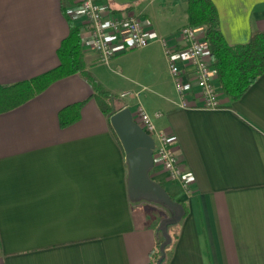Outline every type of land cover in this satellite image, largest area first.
Here are the masks:
<instances>
[{
	"label": "crops",
	"instance_id": "crops-1",
	"mask_svg": "<svg viewBox=\"0 0 264 264\" xmlns=\"http://www.w3.org/2000/svg\"><path fill=\"white\" fill-rule=\"evenodd\" d=\"M100 1L113 17L138 15L149 44L113 38L105 62L76 0H0V86L57 66L68 19L79 25L84 70L116 96L113 111L140 103L185 170L187 190L154 153L147 169L185 209L165 264H264V73L235 100L215 79L220 105L202 107L178 35L187 0ZM211 1L228 44L264 30V0ZM162 38L189 80L186 107ZM92 91L75 73L0 112V264H154L156 230L172 210L130 190L125 151ZM125 91L139 94L119 98ZM77 102L79 118L61 127L59 111Z\"/></svg>",
	"mask_w": 264,
	"mask_h": 264
},
{
	"label": "trees",
	"instance_id": "trees-1",
	"mask_svg": "<svg viewBox=\"0 0 264 264\" xmlns=\"http://www.w3.org/2000/svg\"><path fill=\"white\" fill-rule=\"evenodd\" d=\"M186 13L189 25L201 26L204 30L210 65L215 71L220 91L230 100L237 99L264 73V30L253 31L245 44L230 45L221 33L217 10L211 0H187ZM68 20L69 32L57 49V66L28 80L0 86V112L22 104L52 82L75 73L81 74L90 83L93 90L91 97L104 115L109 118L115 112L112 109L113 95L85 72L80 26ZM82 105L83 102H77L62 108L58 116L60 126L77 121ZM178 223L167 226L165 232L169 242L163 247L166 234L161 227H157L151 250L154 264H165L168 251L176 239L174 228Z\"/></svg>",
	"mask_w": 264,
	"mask_h": 264
},
{
	"label": "built area",
	"instance_id": "built-area-1",
	"mask_svg": "<svg viewBox=\"0 0 264 264\" xmlns=\"http://www.w3.org/2000/svg\"><path fill=\"white\" fill-rule=\"evenodd\" d=\"M76 3L90 29L88 42L103 61L107 62L114 53L113 38L128 42L132 49L142 48L149 44L150 40L138 15L129 13L121 18L113 17L109 14L108 6L100 0H76ZM203 33L204 30L201 26L194 25H185L178 30L189 65L192 68L194 84L198 88L197 99L202 107L216 108L220 105L214 83L216 75L210 65ZM160 41L167 57L181 106L186 107L189 105L185 97L190 91L189 80L185 78L183 70L177 65L173 50L163 38ZM138 94V91H125L119 94V98L137 97ZM132 115L141 128L152 137L154 141L153 153L167 172L169 179L178 182L184 190H187L188 182L185 170L172 149L171 135L165 130L156 128L151 116L140 103L137 104Z\"/></svg>",
	"mask_w": 264,
	"mask_h": 264
},
{
	"label": "water",
	"instance_id": "water-1",
	"mask_svg": "<svg viewBox=\"0 0 264 264\" xmlns=\"http://www.w3.org/2000/svg\"><path fill=\"white\" fill-rule=\"evenodd\" d=\"M109 122L125 151L130 190L137 191L138 196L155 200L172 210V215L163 219L159 224L166 234L167 226L178 222L184 210L179 203L170 198L162 186L150 181L147 177V169L151 166L153 159L154 141L152 137L133 119L128 107H122L113 112L109 117ZM168 242L169 237L166 234L162 247Z\"/></svg>",
	"mask_w": 264,
	"mask_h": 264
},
{
	"label": "rangeland",
	"instance_id": "rangeland-1",
	"mask_svg": "<svg viewBox=\"0 0 264 264\" xmlns=\"http://www.w3.org/2000/svg\"><path fill=\"white\" fill-rule=\"evenodd\" d=\"M113 97L115 98V99H114V101H115V100H116V96H115V95H113ZM115 103H116V101H115Z\"/></svg>",
	"mask_w": 264,
	"mask_h": 264
}]
</instances>
